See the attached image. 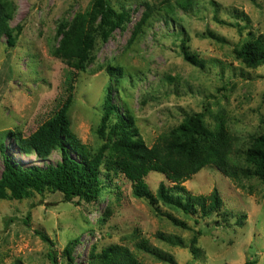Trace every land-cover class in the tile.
Returning <instances> with one entry per match:
<instances>
[{"label":"rangeland","instance_id":"374dc122","mask_svg":"<svg viewBox=\"0 0 264 264\" xmlns=\"http://www.w3.org/2000/svg\"><path fill=\"white\" fill-rule=\"evenodd\" d=\"M12 1L16 10L9 25L20 26L21 33L12 48L0 38V143L13 165L45 167L60 160L57 152L45 161L25 155L7 133L27 137L60 108L71 86V131L94 150L100 145L95 131L109 84L108 66L123 71L122 78L111 82L113 103L121 112L130 111L147 146L192 113H203L210 127L223 120L236 139L234 152L264 134V66L247 69L233 53L248 33L264 37V0H110L117 12L127 8L130 20L107 41H97L84 72L67 67L50 51L58 43L57 24L83 12L91 0ZM146 13L153 16L142 23ZM181 39L204 62L203 69L184 60ZM2 170L0 154V175ZM109 177L101 176L105 188L93 203H66L59 193L0 201V264H51L48 244L35 231L54 242L56 264H86L93 248L112 244L127 247L140 264H244L248 259L264 264L263 181L236 182L214 168L202 169L183 183L186 192L208 196L216 188L222 207L200 219L159 203L161 212L182 222V228L135 198L122 175ZM145 182L152 193L160 182L170 186L155 172ZM198 231L194 258L190 245ZM157 233L182 244L172 246ZM142 240L170 256L172 263L136 249ZM74 241L71 262L60 253Z\"/></svg>","mask_w":264,"mask_h":264},{"label":"trees","instance_id":"16d2710c","mask_svg":"<svg viewBox=\"0 0 264 264\" xmlns=\"http://www.w3.org/2000/svg\"><path fill=\"white\" fill-rule=\"evenodd\" d=\"M148 12L151 7L146 4ZM16 6L12 0H0V38H6V45L14 47L21 27H10ZM147 13L142 18L145 23ZM130 20V13L124 6L117 12L110 0H91L87 9L76 13L69 21H60L55 29L57 45L50 53L67 67L78 72L86 71L93 61V52L98 40L107 41L115 30L124 29ZM142 28L141 26H139ZM139 31V30H138ZM216 40H220L218 37ZM186 40L181 39V54L185 61L200 69L204 62L189 52ZM234 57L247 69L264 66V37L248 33V38L234 49ZM110 77L105 88L102 102V115L96 128L100 145L94 150L83 144L71 131L69 110L74 102L73 87L60 108L35 131L24 137L20 132L9 131L7 136L14 138L18 149L25 155H35L43 161L52 152H57L60 160L54 165L45 167H18L13 165L3 154L0 143V154L3 157V170L0 175V201H22L44 193H59L64 202L93 203L97 201L105 188L101 176L122 175L131 183L132 195L144 200L155 215L163 216L174 226L185 225L169 213L161 212L159 203L182 211L185 215L207 218L218 214L222 201L216 188L208 196H193L186 192L183 183L207 167L214 168L232 181L256 178L264 182V134L252 137L244 150L234 152L236 139L232 137L223 120L218 118L210 127L204 121L203 113L184 114L182 121L166 134L147 146L142 140L133 116L128 109L121 112L113 103V79L123 76L121 67L108 66ZM72 91V92H71ZM163 175L165 182H160L155 193H152L145 182L149 173ZM221 215H224L222 212ZM27 220L25 224L27 225ZM195 222H198L196 219ZM35 234L48 244V257L51 264H56L54 242L45 234ZM198 231L191 239L190 252L198 257L194 247ZM157 238L181 246L179 238L157 233ZM69 242L60 253L68 261L73 260ZM136 249L152 255L156 259L172 263V258L148 244L140 241ZM248 259L244 264H255ZM86 264H140L127 247L112 244L96 251L89 252Z\"/></svg>","mask_w":264,"mask_h":264}]
</instances>
